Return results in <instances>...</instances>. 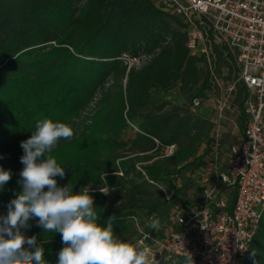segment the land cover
Listing matches in <instances>:
<instances>
[{
	"label": "trees",
	"instance_id": "trees-1",
	"mask_svg": "<svg viewBox=\"0 0 264 264\" xmlns=\"http://www.w3.org/2000/svg\"><path fill=\"white\" fill-rule=\"evenodd\" d=\"M186 40L179 17L153 0H0V166L12 172L0 191V215L22 191L20 142L44 119L73 128L51 153L66 173L56 179L74 192L89 188L97 223L107 226L114 216V234L133 243L131 215H163L156 184L171 188L172 175L182 179L211 129L159 96L175 90L190 105L211 89L204 59L189 55ZM124 52L149 58L127 69ZM171 144L174 153L161 157ZM22 231L37 237L48 264H58L59 233ZM244 264H264V211Z\"/></svg>",
	"mask_w": 264,
	"mask_h": 264
},
{
	"label": "built area",
	"instance_id": "built-area-1",
	"mask_svg": "<svg viewBox=\"0 0 264 264\" xmlns=\"http://www.w3.org/2000/svg\"><path fill=\"white\" fill-rule=\"evenodd\" d=\"M153 2L179 17L189 55L204 59L212 86L190 108H208L211 129L195 166L172 175L171 188L156 184L165 213L130 216L133 244L150 248L157 264H183L185 251L195 264H244L264 211V0ZM148 58L119 56L127 69ZM175 148L162 146L161 157Z\"/></svg>",
	"mask_w": 264,
	"mask_h": 264
},
{
	"label": "clouds",
	"instance_id": "clouds-1",
	"mask_svg": "<svg viewBox=\"0 0 264 264\" xmlns=\"http://www.w3.org/2000/svg\"><path fill=\"white\" fill-rule=\"evenodd\" d=\"M73 135L70 125L44 119L36 123L30 138L20 142L22 191L9 201L6 215H0V264H48L37 237L22 231L31 228L32 220L43 232L60 234L64 247L58 252V264H157L150 248L114 234V216L107 226L97 223L99 214L89 188L74 192L71 182L58 186L56 177L63 179L66 173L51 153L61 139ZM11 178V170L0 166V191ZM150 227L158 230L160 221L154 219ZM183 264H195L191 252L185 251Z\"/></svg>",
	"mask_w": 264,
	"mask_h": 264
},
{
	"label": "rangeland",
	"instance_id": "rangeland-1",
	"mask_svg": "<svg viewBox=\"0 0 264 264\" xmlns=\"http://www.w3.org/2000/svg\"><path fill=\"white\" fill-rule=\"evenodd\" d=\"M222 65H223V63L221 62L220 66H222ZM159 96L162 99H169L173 103H178V104L185 105L188 108V110L191 111V113H193V114L200 115V116H209V114H210L209 109L204 107V106H202V107H200L198 109H195V110H191L190 105H189V101L188 100H184V98L179 93H177V91H175V90L171 91L170 93L160 94ZM204 147H205V141L199 146V149H198V155L199 156L203 152ZM193 165H194V163H192V166ZM189 169H190V167L185 169V170H182L180 173L183 174L184 172L189 171ZM170 178L172 180L173 177H170ZM174 181H176V179H174ZM171 185H172V183H171ZM32 225L33 226H31V228H38L39 227L37 225L36 221H33ZM26 231H28V230H26Z\"/></svg>",
	"mask_w": 264,
	"mask_h": 264
}]
</instances>
